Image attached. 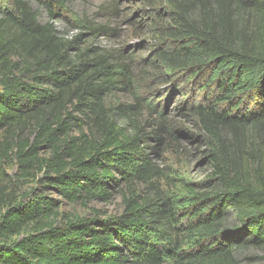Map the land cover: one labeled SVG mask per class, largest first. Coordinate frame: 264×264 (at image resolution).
Segmentation results:
<instances>
[{"label":"trees","instance_id":"1","mask_svg":"<svg viewBox=\"0 0 264 264\" xmlns=\"http://www.w3.org/2000/svg\"><path fill=\"white\" fill-rule=\"evenodd\" d=\"M169 6L166 70L195 69L217 91L212 105L197 107L218 149L217 191L206 197L184 184L181 193L125 196L118 217L60 225L50 221L52 199L17 203L5 185L14 159L23 176L47 169V186L71 203L107 202L123 187L152 186L163 172L144 152L149 138L134 122L135 108L106 105L122 74L86 59L76 39H63L28 2L12 0L0 13V264H238L237 251L264 255V0ZM247 94L252 108L220 107ZM238 149L244 158H235Z\"/></svg>","mask_w":264,"mask_h":264},{"label":"rangeland","instance_id":"2","mask_svg":"<svg viewBox=\"0 0 264 264\" xmlns=\"http://www.w3.org/2000/svg\"><path fill=\"white\" fill-rule=\"evenodd\" d=\"M23 1L30 4L42 23H52L63 39H76V46L86 59L94 58L109 72L122 74L117 78L124 84L110 89L106 105L112 110L117 106L135 108L134 122L149 138L144 152L163 177L154 179L152 186L123 187L121 192H112L107 202L71 203L47 186L46 177H52L47 169H34L30 176H23L14 159L5 166V185L17 203L29 202L33 195L52 199L55 206L50 221L60 225L77 219L115 218L123 212L125 196L143 199L155 195L156 190L166 195L181 193L184 184H190L198 194L213 195L218 188L213 161L218 149L203 130L197 107L212 105L217 91L210 76L197 74L195 69L169 72L161 61V56L172 58L168 36L174 29L175 13L169 6L171 0ZM11 5L12 0H0V13ZM253 105L247 94L220 107L228 111L237 107L236 111L242 112ZM113 115L131 132L125 120L116 112ZM226 145L234 149L233 139L227 140ZM39 155L49 157L50 153L41 150ZM239 155L242 154L236 152L235 158ZM263 256L255 249L235 253L238 264H264Z\"/></svg>","mask_w":264,"mask_h":264}]
</instances>
